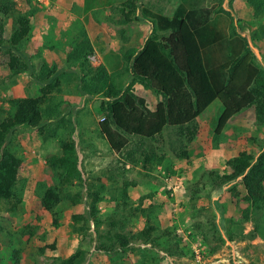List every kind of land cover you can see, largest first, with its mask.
I'll use <instances>...</instances> for the list:
<instances>
[{
	"label": "trees",
	"instance_id": "obj_1",
	"mask_svg": "<svg viewBox=\"0 0 264 264\" xmlns=\"http://www.w3.org/2000/svg\"><path fill=\"white\" fill-rule=\"evenodd\" d=\"M170 1L126 0L108 9L92 11L94 20L119 42L122 67L115 73H109L104 65L94 66L89 61L95 52L80 23L75 24L78 39L68 44L65 54L66 66L72 70L66 71L43 61L35 71L31 59L24 53V47L30 41L32 21L42 7L39 4L32 5L28 0L29 8L21 11L14 0H0V67L11 75L27 74L40 86L39 95L11 99L1 107L5 117L0 120V214L3 207L11 206L12 212L17 210V205L21 202L20 189L27 179V162L8 146L19 127L29 128L43 138L56 137L58 130L68 132L59 141L61 154L46 156L45 177L40 181L38 207L52 212L64 199H68L73 205L81 201L79 193L71 194L65 190L74 183L81 187L86 184L78 167V156L72 138L75 130L72 111L62 114L58 106L54 110L45 106L51 101L55 91L60 92L62 80L67 81L71 76L76 77V89L81 96L97 98L95 108L103 116L98 130L110 150L120 156L124 154L126 161L135 166L141 165L147 172L152 167L161 165L165 156L154 151L148 152L145 143L154 141L167 130L175 131L181 144L178 155L189 159L186 146L194 143L199 134L196 120L214 102L222 106L214 129L216 136L223 135L231 120L244 113H251L254 124L264 126V68L257 63L247 37L242 35V27L236 28L234 25L231 13L234 0L207 2L209 7L214 6L213 14H224L229 18V35L240 37L244 43L242 53L227 69L224 87L218 91L211 84L196 36L184 20L175 32L160 33L153 26L145 43H137L127 32L130 27L147 20L138 12L142 6L161 12ZM245 2L254 19H264V0ZM7 22L12 28L9 38L4 37ZM248 28L253 43L264 40V23L257 28ZM124 77L128 78L127 84L119 86L117 79ZM135 85L149 91L152 102L137 95ZM76 102L74 106L79 105V100ZM51 119L55 124L52 129L49 123ZM133 138L137 139V143L128 150V144ZM51 176L57 177V184L51 183ZM231 182L236 183L227 189V194L237 215L230 219V225L239 227L244 223H251L253 228L248 237L255 239L261 224L259 215H264V147L256 157L240 151L225 162L221 174L210 173L211 188H221ZM90 188L88 187L89 190ZM103 188L99 186V191ZM124 192V197L127 198L126 189ZM89 195L92 202L87 215H72L73 231L82 239L90 228V222H93L98 235L95 250L112 254L118 248H127L130 243L160 247L158 240L161 237L155 236L159 232L155 205L134 209L136 216L144 218L141 230L125 235L118 233L114 238L110 231L103 233L98 230L102 224L96 208L100 201L98 190L89 192ZM122 202L126 204L127 201ZM53 224L58 227L59 221L55 219ZM109 225L112 228L115 223L111 222ZM40 230L42 232L40 228L33 231L27 227L24 234L29 237L40 236ZM159 233L164 237L171 235L168 230ZM229 239H234L232 233H229ZM177 247L178 244L175 243L164 248L178 254L175 251ZM48 248L53 249L54 246L45 247ZM84 261L83 251L76 249L59 264H84Z\"/></svg>",
	"mask_w": 264,
	"mask_h": 264
},
{
	"label": "rangeland",
	"instance_id": "obj_2",
	"mask_svg": "<svg viewBox=\"0 0 264 264\" xmlns=\"http://www.w3.org/2000/svg\"><path fill=\"white\" fill-rule=\"evenodd\" d=\"M14 1L21 11L29 8L28 0ZM80 2L30 0L32 5L39 4L42 7L32 21L30 41L24 47V53L31 59L35 71L43 61L66 71L72 70L66 66L65 54L68 44L78 39L75 24L77 21L81 23ZM232 8L234 25L236 28L242 27V35L247 37L257 63L264 68V40L253 43L248 28L259 27L264 19H254L245 0H234ZM182 10L187 13L186 9ZM174 24L173 20L164 28L173 31ZM214 24L207 23L204 29L208 30ZM139 30L136 25L128 29L137 43L142 42ZM11 31V25L7 22L4 37L9 38ZM235 41L238 40L228 42L221 39L218 48L223 51ZM89 61L94 66L99 64L93 56ZM126 80L127 77L117 79V83L123 86ZM76 83V77L73 76L67 81L62 80L60 92L55 91L45 106H50L52 110L58 106L62 114L72 111L75 123L72 138L78 167L86 184L81 187L74 183L65 190L71 194L79 193L81 201L73 205L64 199L52 212L38 207L46 156L61 154L59 141L68 132L58 130L56 137L43 138L29 128L19 127L8 146L27 162L28 174L20 189L21 202L17 210L12 212L11 206L3 207L0 214V264H59L76 249L83 251L84 264H264V215H259L261 224L257 237L249 238L253 228L251 223L239 227L230 225V219L237 215V210L229 200L227 189L236 182L221 188H211L209 183L210 173L221 174L225 162L238 152L245 151L256 157L263 149L264 126L254 124L251 113L233 118L221 136L214 135L215 126L203 128L196 141L186 146L189 159L178 155L181 144L176 132L165 131L144 145L148 152L154 151L165 156L161 165L147 172L141 165L135 166L126 161L124 154L120 156L110 150L98 130L103 116L96 111L97 98L81 96ZM39 90L40 86L27 74L11 75L0 67V120L5 117L1 111L5 101L37 96ZM77 100L79 105L74 106ZM49 123L50 129L54 128V120L51 119ZM136 143L137 139H131L127 149H132ZM51 183L57 184V177L51 176ZM99 186L104 187L102 191H99ZM88 187H91L90 190ZM124 189L127 198L124 197ZM96 190L100 197L96 204L97 216L102 220L99 231H110L115 238L118 233L125 235L141 230L144 218L136 216L134 209L155 205L159 232L168 230L171 235L164 237L159 232L155 233V236L161 237L158 240L160 247L130 243L127 248H118L112 254L95 250L98 235L93 222H90L89 230L80 239L73 231L72 215H87L92 202L89 192L94 193ZM122 201L127 202L124 204ZM55 219L59 221L58 227L53 224ZM111 222L115 223L112 228L109 225ZM27 227L33 231L40 228L42 232L40 230V236L29 237L24 234ZM229 233L234 235L233 240L229 239ZM175 243L178 244L175 249L178 254L164 248ZM47 246L54 248L45 249Z\"/></svg>",
	"mask_w": 264,
	"mask_h": 264
},
{
	"label": "crops",
	"instance_id": "obj_3",
	"mask_svg": "<svg viewBox=\"0 0 264 264\" xmlns=\"http://www.w3.org/2000/svg\"><path fill=\"white\" fill-rule=\"evenodd\" d=\"M126 0H81L80 8L81 18L79 21L84 27L87 36L93 46L95 59L99 64L104 65L109 73H115L122 67L121 55L118 52L119 42L115 36H110L104 28H102L93 18L92 11L97 9H108L113 5H118ZM147 1V0H146ZM185 1V2H183ZM208 0H171L166 8L161 12L142 6L138 12L142 13L147 20L139 23V39L144 43L153 26L160 33L175 32L182 20L188 23L194 32L199 44L203 62L210 78L211 84L215 90L224 87L227 69L234 59H236L243 51V40L229 35V18L224 14H213L212 7L207 5ZM181 9H186L187 13ZM80 11V10H79ZM175 21V30H166L164 27ZM154 22V24H153ZM215 24L210 29H204V25ZM77 23H79L77 21ZM129 34L130 32L127 31ZM224 39L228 42L238 40L230 44L223 51L218 48V43ZM215 41H217V49H215ZM230 49V50H229ZM128 80V78H127ZM126 80V82H127ZM127 84V83H126ZM137 95L152 102V95L140 85H135ZM222 112V106L218 102H214L203 114L197 118L198 129L201 133L203 128H212L216 126L217 120Z\"/></svg>",
	"mask_w": 264,
	"mask_h": 264
},
{
	"label": "water",
	"instance_id": "obj_4",
	"mask_svg": "<svg viewBox=\"0 0 264 264\" xmlns=\"http://www.w3.org/2000/svg\"><path fill=\"white\" fill-rule=\"evenodd\" d=\"M152 32V30H150L149 34ZM147 41V38L145 39L144 43Z\"/></svg>",
	"mask_w": 264,
	"mask_h": 264
}]
</instances>
